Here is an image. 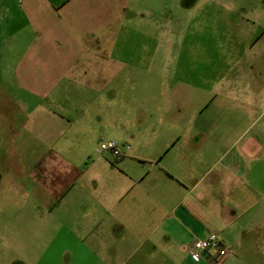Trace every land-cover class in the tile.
Listing matches in <instances>:
<instances>
[{"label": "crops", "instance_id": "obj_1", "mask_svg": "<svg viewBox=\"0 0 264 264\" xmlns=\"http://www.w3.org/2000/svg\"><path fill=\"white\" fill-rule=\"evenodd\" d=\"M15 177L92 264H264V0H0Z\"/></svg>", "mask_w": 264, "mask_h": 264}, {"label": "rangeland", "instance_id": "obj_2", "mask_svg": "<svg viewBox=\"0 0 264 264\" xmlns=\"http://www.w3.org/2000/svg\"><path fill=\"white\" fill-rule=\"evenodd\" d=\"M15 179L13 187L0 182V264H92L83 253H65L72 240H55L57 226L42 223L44 209L35 205L42 193L31 186L24 190L22 177Z\"/></svg>", "mask_w": 264, "mask_h": 264}, {"label": "built area", "instance_id": "obj_3", "mask_svg": "<svg viewBox=\"0 0 264 264\" xmlns=\"http://www.w3.org/2000/svg\"><path fill=\"white\" fill-rule=\"evenodd\" d=\"M109 152L114 157H119L120 151L118 149V145L113 140H107L99 142L96 147V153ZM209 250H214L216 252V256L214 257V263H218L219 259L223 258L228 254L229 249L224 247L217 236L213 233L207 235L205 238L197 239L191 244V257L193 259H200L203 253H206Z\"/></svg>", "mask_w": 264, "mask_h": 264}]
</instances>
